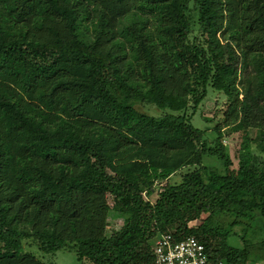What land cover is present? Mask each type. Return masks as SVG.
<instances>
[{
    "label": "trees",
    "instance_id": "obj_1",
    "mask_svg": "<svg viewBox=\"0 0 264 264\" xmlns=\"http://www.w3.org/2000/svg\"><path fill=\"white\" fill-rule=\"evenodd\" d=\"M210 87L230 99L214 145L190 114ZM226 128L257 129L264 153V0H0V264H46L19 224L42 252L94 264H154L159 232L199 238L216 262L264 259V239L244 235L263 234L264 168ZM205 155L224 169L146 200ZM114 209L125 226L109 236ZM223 214L243 248L214 247Z\"/></svg>",
    "mask_w": 264,
    "mask_h": 264
},
{
    "label": "rangeland",
    "instance_id": "obj_2",
    "mask_svg": "<svg viewBox=\"0 0 264 264\" xmlns=\"http://www.w3.org/2000/svg\"><path fill=\"white\" fill-rule=\"evenodd\" d=\"M230 106V99L228 96L216 90L213 87L209 88V93L203 102L194 109V106L190 109V114H192L193 123L196 127L206 130V138L214 145V140L217 137L215 128L218 125H223L225 122L226 112ZM146 110L153 115L159 114L157 108L153 105H146ZM224 144H227L234 148V150L242 151L248 155L254 157V163L257 164L260 168H264V153L260 150L256 138L259 136V131L255 128H251L247 133L246 132H232L230 129L226 128L224 130ZM56 163V162H54ZM70 163V162H69ZM68 163V164H69ZM58 164V163H57ZM216 167L218 169H224V163L220 161L217 157L205 155L204 161L200 165L189 166L179 170L175 173L169 180H164L162 182H157L153 186V193L148 194L147 191L144 192V197L147 201L155 203L159 197V194L164 189V186L171 182L172 184H179L183 181V178L186 174L203 168V167ZM18 183V182H16ZM21 186V185H20ZM26 194L30 195V190L28 188H21ZM110 204L113 206L115 204L113 197H109ZM17 202V201H16ZM119 211H114L110 213L107 219V229L108 235L111 236L115 232L120 231L125 226V218L121 215ZM235 219L233 215L223 214L214 218L212 223L213 231L215 236L212 237V242L214 247L220 248L222 243L227 240L231 246L243 248L245 242L243 239V227L238 226L234 229L233 233L226 238V233L232 230V222ZM261 226L264 225V220L260 221ZM256 223L254 224V226ZM190 226L197 228L198 223L192 221ZM19 231L23 235L31 236L33 231L29 225L19 224ZM257 231V232H256ZM217 234V235H216ZM244 235H247L248 238H251L253 241L263 240L264 239V230L263 234H258V229L252 228L244 232ZM260 237H256V236ZM24 237L25 241V251L31 252L37 255L38 258L43 260L46 264H94L88 259H78L77 253L70 250H60L56 254H47L40 250L39 246L33 244V239L31 237ZM256 239V240H255ZM248 264H264V259L259 261L250 260Z\"/></svg>",
    "mask_w": 264,
    "mask_h": 264
},
{
    "label": "built area",
    "instance_id": "obj_3",
    "mask_svg": "<svg viewBox=\"0 0 264 264\" xmlns=\"http://www.w3.org/2000/svg\"><path fill=\"white\" fill-rule=\"evenodd\" d=\"M152 247L154 264H226L214 261L206 244L195 236L178 240L173 233L159 232Z\"/></svg>",
    "mask_w": 264,
    "mask_h": 264
}]
</instances>
